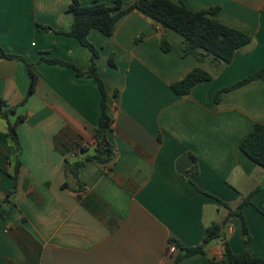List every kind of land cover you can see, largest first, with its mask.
<instances>
[{
  "label": "crops",
  "instance_id": "1",
  "mask_svg": "<svg viewBox=\"0 0 264 264\" xmlns=\"http://www.w3.org/2000/svg\"><path fill=\"white\" fill-rule=\"evenodd\" d=\"M71 1L0 0V47L24 59L0 58V98L16 109L12 124L25 118L17 126L18 152L0 114V264H174L180 251L170 253L169 240L201 245L207 228L251 194L241 215L228 218L222 239L179 264L227 260L226 244L234 254L263 257L264 169L240 144L264 124V79L220 101L216 95L264 69V0H182L193 12L219 8L221 23L252 37L231 63L185 55L181 35L136 10L112 37L92 30L115 157L77 174L67 164L96 153L103 96L95 78L46 61L89 70L91 52L60 34L72 27ZM134 2L124 0L123 8ZM27 63L38 77L32 95ZM196 68L212 79L177 95L172 85ZM183 157L193 161L188 177L177 172Z\"/></svg>",
  "mask_w": 264,
  "mask_h": 264
},
{
  "label": "trees",
  "instance_id": "2",
  "mask_svg": "<svg viewBox=\"0 0 264 264\" xmlns=\"http://www.w3.org/2000/svg\"><path fill=\"white\" fill-rule=\"evenodd\" d=\"M123 6L124 0H115L111 5L105 3L103 0H94L89 6H83L80 0H72L68 9V12L71 13L74 18L72 27L69 32L60 34L75 38L83 47L91 52L92 57L89 70L83 72L73 65L57 59L46 60L50 64H61L66 67L74 68L79 76L95 78L103 96L102 113L95 134L96 153L76 163L67 164V168L69 171L71 170L73 174H77L78 169L89 162L98 161L107 163L112 161L115 157V148L109 140V132L113 120L108 111L107 91L97 71L99 50H97L88 39L92 30H98L103 35L112 37L118 22L130 12L136 10L150 18L156 25L164 29H171L181 35L183 37V50L185 55L192 54L201 61L207 57H213V60L218 63H231L235 55L252 42L251 36L224 25L216 18L220 10L219 8L193 12L183 4L182 0H135L127 9H124ZM42 28L47 31L51 30L50 27L42 26ZM161 47L165 52L171 50V44L166 37L161 39ZM0 58H16L24 61L22 57L6 54L1 47ZM26 65L31 79L29 95H32L36 91L38 77L34 65L28 63ZM211 79L212 75L210 73L201 68H196L183 80L173 84L172 90L179 96H187L195 85L210 81ZM259 79H264V69L235 86L220 91L216 95V100L220 101L221 96L224 94ZM15 112V107H11L8 102L0 98V114L8 124V136L15 144L17 151L20 152L21 147L17 126L24 121L25 118L19 117L17 122L12 124L9 116ZM240 149L248 158L264 169V124H255L253 130L240 144ZM20 166L21 163L18 161L13 174L15 183L17 181ZM13 191L11 194L14 193ZM252 195L253 194L243 201L238 211L230 212L227 219L222 223H213L210 225L206 230V235L201 245L186 248L175 240H169V243L176 247V251L177 249L180 251L174 264H179L183 259L196 254H205L207 245L222 239L224 237V230L228 218L236 213L241 215V209L250 203ZM244 227L247 235L245 224ZM246 241L249 242L248 237ZM225 255L227 256V260L216 261L211 259L208 264H264V256L256 257L248 250L241 254H234L228 244L225 245Z\"/></svg>",
  "mask_w": 264,
  "mask_h": 264
},
{
  "label": "water",
  "instance_id": "3",
  "mask_svg": "<svg viewBox=\"0 0 264 264\" xmlns=\"http://www.w3.org/2000/svg\"><path fill=\"white\" fill-rule=\"evenodd\" d=\"M193 161L187 157L181 158L177 162V172L185 177H188L187 170L192 166ZM264 186V182H263Z\"/></svg>",
  "mask_w": 264,
  "mask_h": 264
},
{
  "label": "built area",
  "instance_id": "4",
  "mask_svg": "<svg viewBox=\"0 0 264 264\" xmlns=\"http://www.w3.org/2000/svg\"><path fill=\"white\" fill-rule=\"evenodd\" d=\"M175 251H176V247H174V246H171L170 248H169V252L170 253H175Z\"/></svg>",
  "mask_w": 264,
  "mask_h": 264
}]
</instances>
